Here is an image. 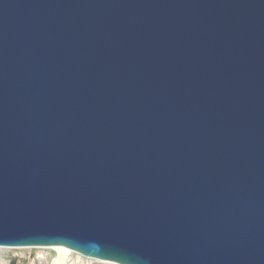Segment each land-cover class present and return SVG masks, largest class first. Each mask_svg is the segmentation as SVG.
Instances as JSON below:
<instances>
[{
  "label": "water",
  "instance_id": "95a60500",
  "mask_svg": "<svg viewBox=\"0 0 264 264\" xmlns=\"http://www.w3.org/2000/svg\"><path fill=\"white\" fill-rule=\"evenodd\" d=\"M0 246L264 264V0H0Z\"/></svg>",
  "mask_w": 264,
  "mask_h": 264
},
{
  "label": "rangeland",
  "instance_id": "374dc122",
  "mask_svg": "<svg viewBox=\"0 0 264 264\" xmlns=\"http://www.w3.org/2000/svg\"><path fill=\"white\" fill-rule=\"evenodd\" d=\"M59 256L55 247H7L0 246V264H53ZM78 264H85L87 257L78 255ZM86 258V259H85ZM89 264H117L107 261L91 259Z\"/></svg>",
  "mask_w": 264,
  "mask_h": 264
},
{
  "label": "bare ground",
  "instance_id": "6f19581e",
  "mask_svg": "<svg viewBox=\"0 0 264 264\" xmlns=\"http://www.w3.org/2000/svg\"><path fill=\"white\" fill-rule=\"evenodd\" d=\"M55 248L58 249L59 256L53 260V264H78L77 260H79V253L64 246H56ZM90 261L91 258H88L85 264H89Z\"/></svg>",
  "mask_w": 264,
  "mask_h": 264
}]
</instances>
